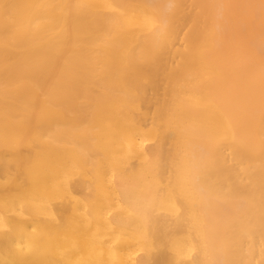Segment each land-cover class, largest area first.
<instances>
[{
    "label": "bare ground",
    "instance_id": "bare-ground-1",
    "mask_svg": "<svg viewBox=\"0 0 264 264\" xmlns=\"http://www.w3.org/2000/svg\"><path fill=\"white\" fill-rule=\"evenodd\" d=\"M116 86L151 87V93L155 86L173 89L171 95L168 91L161 93L171 96L178 106L168 117L177 122L183 155L176 153V160L171 155L168 162L162 145L153 143L146 147V154L136 152L138 156L147 155L148 161L142 157L145 162L136 158V150L131 148L142 146L141 140L134 144L135 134L128 139L135 146L127 141L124 151L131 148L125 153L133 151L130 156L142 165L119 170L123 167L116 163H120V156L116 157V144H112L116 139L113 130L118 127L114 123L105 126L106 130L100 126L104 131H98V135L102 132L99 137L112 139L108 147L113 153L107 147V152L98 157H107L108 152L116 154H109V159L113 157L110 163L105 162L108 157H100L103 164L111 166L108 192L121 199L129 211L127 217L118 212L105 213L110 220L103 222L106 215H101V221L97 216L101 212L89 203L96 212V217L94 213L91 216L86 203L92 200H85L89 211L83 215H88V222L80 211V222L87 224L79 222L80 228L86 232L91 229L92 234L101 231V236L102 229L108 233L130 226L142 233V241L151 244L156 240L153 249L157 252L160 244L174 258L166 260L167 253L162 254L163 259L159 253L153 257L147 252L132 256L128 264H264V0H0V264H55L54 260L60 264L64 260L50 256L49 261L43 256L44 261L40 253L33 252V245L49 233L52 215L74 214L75 202L66 214L64 205L69 203L57 195L77 192V180H82L79 175L84 173L81 165L87 163L88 168L90 162L92 167L89 159L84 162L90 143L80 133L87 131L84 121L88 125V118L99 115L96 101H89V110L95 106L91 112L88 105L86 112L82 109L89 112L86 115L82 111L85 120H81L79 110L75 125L64 129L59 126L47 133L48 145L52 144L49 150L54 141L55 151L61 143L62 150L56 152L63 157L66 150L63 159L71 157V167L65 169L69 173L63 171L64 175L61 170L69 164L61 158L64 166L56 170L50 165L48 171L53 177L47 172L46 179L42 178L36 158L42 133L33 124H37L38 113L44 111L42 104L54 96H72L74 89ZM73 160L80 165L75 167ZM96 160L94 166L96 162L101 164ZM112 165L116 171L112 172ZM75 168L82 174L78 175ZM71 169L77 171V178ZM48 178L55 182L50 179L51 184ZM42 196L48 199L43 201ZM48 200L60 204L51 203L50 207L47 203L51 216L44 209L47 204L43 202ZM43 214H48L50 222ZM189 248L193 251L190 255ZM85 257L75 264L105 261ZM113 258L117 257L106 261L123 264L121 256L115 261ZM126 259L128 262L131 257ZM69 260L62 262L74 264Z\"/></svg>",
    "mask_w": 264,
    "mask_h": 264
},
{
    "label": "rangeland",
    "instance_id": "rangeland-1",
    "mask_svg": "<svg viewBox=\"0 0 264 264\" xmlns=\"http://www.w3.org/2000/svg\"><path fill=\"white\" fill-rule=\"evenodd\" d=\"M157 86H155V89L153 88L154 86L152 87L153 88V92L154 91L155 92L158 91V93L156 92L157 94H155V93L153 94V92L151 93V90H150L151 87L150 88L148 87V89L150 90L151 94L149 93L148 89H147L148 91L145 90V88L144 89H138V88H141V86H139V87L135 86L137 88H135V87H130V88L129 87H127V88L126 87L125 88L121 87V88H119L120 86L119 87L116 86L114 88L113 87H111V88H103V89L102 88H98V89L97 88H92V89L91 88H89V89L88 88H85V89L79 88V89H74V91L76 90V93L72 94V96L71 95H69V97L62 96V95L61 96H56V97L54 96V97H51L49 99H46V101H44L45 102L44 105L42 104L44 111L42 112V110H41L40 111L41 113L40 112L38 113V114H40V116L37 115V117H36V118H38V120L36 119L37 120L36 121L37 124L34 123L35 121H33V124H35V127L37 129L40 128V131H41L40 134L42 133L41 139L43 140V142L41 143L42 140H40L41 144L39 146L37 145L38 147L36 146L38 148V151H37L38 157L36 155L35 156H36V158H38L37 161L40 163L39 164L41 166L40 169H42L41 176H42L43 179H46L47 175L50 174L49 171H48L50 165H53L54 167H56V170L59 169L60 167H58V166L62 165L61 164L62 163V159H63V157L66 156L65 155L66 154V152H65L66 150L62 151V152H64L63 157H61V155H59L60 153L59 154L57 153L58 150H62V148H60L61 147V143H60V147H58V150L56 148L57 152L54 150V147H56L55 143H57L55 141H54V147L52 146L53 148H51V151L49 150V148L51 147L50 145H52V144L48 145L49 138L46 136L47 133H49V135H50L51 133L54 132L52 129H54V128L56 129L59 126H60L59 128L64 129L65 127L66 128L68 126L70 127V125H75V123L79 121L78 118H77L78 121L76 120V118H75L76 114L75 113H78V112L80 113V111L82 113L81 114L82 115L81 120L82 121L85 120L86 115H88V113H89V112H87V114L85 113L86 112V108L88 109V111L91 112L93 110V108L95 107L92 104L94 107L92 108V110H89V106H90L89 105V101H93V102H90V103H94V101H96V103H95L96 106H97L96 110H98V113H99L100 116L98 115L97 117H93L94 119L91 117L90 118L91 120H89V118H88V120H87V124L88 125H86L84 123L85 121L82 123V125L84 127L88 126V128H87V131H84V132L81 130L80 135L83 133L82 135L87 138L86 143L87 144L90 143V144H89L88 147L86 145L85 146L88 148L89 151L91 150L90 152H92V154H91L88 151L89 154L86 153L87 155H84V156L88 157L86 160L84 158V162L85 161L89 162V160H90L92 162V167L90 168V166H91L90 162L88 163V168L86 167L87 163L82 162V163H84L86 165L82 164L81 166H83V167L85 166L87 169H83V167L81 168V166L79 168H81L84 171H82L80 169H76V168L75 169L79 171L78 175L82 174V172H84L82 175H79V176L80 177L82 176V178H81L82 180H80L81 182L82 181L84 182V180L86 182V180H88V182H86L87 184L85 186H84L85 182H84L83 185L81 184V186H84L85 189H82V187L80 185H78L81 182L79 180H77L78 183H76L77 184L76 185V189L77 190L79 189V188H77V186H79L80 189H81V190L79 189L77 192H76V190H74L75 192L72 191L73 189L71 190V188L69 187L70 185H68L69 183L68 184L65 183L70 188V191H72L71 193L73 195L70 193V191H69V193L72 195L71 197L74 198V201H71L72 200L71 197L70 198L68 197V196H70V194H67L68 196L66 195V193H67L66 191H63L61 193V195L59 194L60 196L57 195L61 200L67 202V204L69 203L67 205L68 207H69L70 204H73V202H75L74 205L76 206V211L74 212V214H71V213L67 214L68 209H69V212H70L71 208L70 207L67 208V206L64 205V212L69 216V217L67 216L68 217V219H67L68 222H67V220L63 221L67 217H65L66 215L65 216L62 215V213L65 214L64 212H61V215L64 216L63 217L64 219L62 220V216L58 215L60 213H58V214L56 213L58 215V217H57L56 214H54V216L56 215V217H54L52 215V218L50 219V221L53 224L52 223L49 224L50 221L47 219L48 214H47V216L43 214L44 218L46 217L45 219H47V221H49L48 222V224L50 225V227H49L50 229L48 228L49 229L48 230L49 233L45 232V233H48L47 235H44L46 238L44 237V239L42 241L38 240L37 242H39V243H37V242L35 243L37 246L35 244L33 245V249L35 250V251L32 250L33 252L37 251L38 253L41 254V255L40 254H38V255H40L42 257L43 256H48L47 258L49 259V261H51L50 258H49L50 256H51V259H53V260L54 259H58V260L64 259V260H60L61 261L60 264H63L64 262H62V261L69 260V258L70 259L72 258L71 259L72 261L69 260L68 262H70V263L73 262L75 264L76 263L75 260L81 261L80 257L82 259V257H84V256H86L85 258L93 257V261H94L95 258H97V259L99 258V259H102V261L103 260L106 261V259L109 260V258H112V257H117L118 258V256L119 257L121 256V259L120 258L119 259L121 260V262L123 261V264L130 263L133 260V258L135 257L136 254L138 256H141L142 254H144V253L146 254L147 252H149L150 254L153 255V257L157 256L156 254H158L159 252H157V249H153L154 245L156 244L157 241L156 240H155V242L152 241L151 244H150V242L146 243V242L142 241L141 240L142 233L138 232L133 227L129 226L127 229H123V230L122 229L115 230V231L111 230V232H108V233L104 232V230H106V229H102L103 233H101V236H100L99 233L101 231L100 232L98 231L99 232L98 234H92L93 232L89 233V231H92L91 229L86 232L87 229L85 230V229L82 228L83 230H85V232L82 231L83 233H81L80 231L82 229L78 225L79 222H80V211H81L82 215L84 213L88 214V211L90 210L89 208H91V210H92V212H89L90 215H91V213L92 214L94 213L93 215H95L96 212L93 211L95 208H96L95 211L98 210V212H101V214L97 213V216L99 215L98 217H100L103 213L104 214L106 213L107 215H109V214L111 215V213L113 214V213H117V212L119 214L127 217V214H128L127 212L129 210L126 207V205H124V202H122L121 199L119 200L118 198L116 200L114 196H111V194H110L111 192L110 193L108 192L109 191L108 186L110 187V184L108 183L109 182L108 178L111 176V174H110V172H111V170H110L111 168L110 167L111 166L109 164H103L104 161H102V160L107 158L109 156V154L112 155L113 157H115V155L118 153V155L116 157L118 158L120 156V158H119L120 159V163H118V162H116V163L119 164L120 167H123V168H118L119 170L120 169L121 170H125L126 168H124V167H127V166L130 167V165H132L133 167L138 165L139 162L137 161L138 159H136V158H138V157L146 158L147 155H145V157L143 156L144 154H146V150L145 149H146V147H149L153 143L154 144H158L159 143V144L162 145V149L164 151V154H166L165 156H168V157H166L167 161L170 159L169 156H171V155H172L171 158H174V160H176V153H178L180 155H183L182 148L180 147L181 146V142H180V139H179V136H178L177 122L175 123L174 120H171L168 117V116H170L169 112L170 111H175V109L178 107L177 105H175L172 102L171 96H169V95H171V92L173 91V89L169 88V87H163V90H162V87L160 89V87L158 88ZM156 87H157V89H156ZM164 88H166V90H164ZM162 91H164V93L166 91H168L169 95L161 93ZM84 102H86V104H84ZM86 105H88V106L85 108ZM52 107L55 109V110L53 109V112L56 111V113H53V112L50 111V108H52ZM82 109H84L85 112ZM99 110L101 111V113H100ZM82 111L86 115H84V113ZM109 113L111 115H109ZM101 114H106L105 116L106 117L110 116L111 119H107L106 117L101 116ZM40 117H41V120H40ZM76 117H77V115H76ZM87 117H89V116H87ZM96 118H98V119H96ZM110 123H114V125L116 124V127H118V130H113V129H116L115 126L112 129L114 132L116 131L115 132V134H116L115 135L116 143H114L115 142L114 139L113 140L111 139L112 142H113L112 144L113 145L116 144V147H114L115 145L112 146V147L115 148L114 151L112 150V148L110 150V148L108 147L109 146V141L111 143V140H110L109 137L108 138L106 137V139H103L102 136H100L102 139H100V137H99V135H101V133L104 131V130L102 131L101 129L99 130V128H102L100 126H103V128L105 129V126L107 127V125L110 124ZM36 125H38L39 127H37ZM54 126H56V127H54ZM109 127H112V126L110 125ZM132 127H133V129L135 128V131L133 130L131 132L132 129H130V128H132ZM128 128H129L130 131L128 130ZM107 129H110V128H107ZM51 131H53V132H51ZM98 131L99 132L102 131V132L98 135V133H99ZM110 131H111V129H110ZM110 131H108V132L110 133ZM139 132H141V134ZM103 135H104V133H103ZM105 135H107V134H105ZM133 135L137 136L135 138V140H134L136 143H134V144L137 146V144H138L137 141L140 142V140H141L142 143L140 145H142V146H140L141 147L140 148V147H138L139 146V144H138V146H137L138 150H137V148H135V147L133 148V146H132L131 147L132 150L133 151L136 150L135 153L138 152L139 150L143 151V153H144V154H140V156H138L139 153L138 154L137 153L134 154V155H137L136 158H133L134 156L133 157L130 156L132 153H134L133 151H132V153L130 155H128L127 153L130 152L131 148H130V150H129V148H127V151H124V145H123V144L126 145L127 141L129 142L128 139H130L131 136H133ZM108 136H109V134H108ZM135 136H133V137H135ZM44 137H47V140ZM113 137H114V135H113ZM82 140L84 141L83 137H82ZM49 142H50V140H49ZM51 143H53V141ZM84 143H85V141H84ZM129 143L132 144L133 142L131 143V141H130ZM112 144H110V145H112ZM130 144H128V145H130ZM134 144H132V145H134ZM57 146H59V144ZM107 147H108V150L111 151V153L114 152L116 154L114 155V154H111V153L108 152V156L107 157H105V156L101 157L100 156L101 159L103 158L101 160L100 157H98V155H99V153L106 151ZM122 147H123V152H122ZM87 148H85V152H87ZM116 148H118L119 150L116 151ZM142 148H143V150H142ZM35 150H36V148H35ZM125 152H127V153H125ZM35 154H36V152H35ZM101 154H104V153H101ZM164 154H163V156H164ZM68 155L69 154H68V151H67V156ZM105 155H106V153H105ZM95 156H97L98 158L95 157ZM81 157H83V156H81ZM113 157L111 159H113ZM68 158H66L67 160L63 159V162L65 163V161H67L66 163H68L69 162ZM93 158L101 160V164H97V162H96V164L94 166L93 164L97 160L95 159V161H94ZM109 158L110 157H108L107 159H109ZM143 158H142V160H144ZM72 159L76 160V158H72ZM111 159H109L110 161L107 160L105 162L110 163ZM114 159L117 160L116 158H114ZM74 160H73L72 164L74 163ZM99 160H98V162H100ZM142 160H140L141 163H142ZM37 161H36V168H37V164H38ZM136 161H137V163H136ZM147 161H148V159H147ZM133 163H134V165H133ZM170 163H171V161H170ZM68 164L70 165V163H68ZM74 164L76 165V166L73 165L75 167H78L80 165V164H78V166H77L76 163H74ZM69 165L67 166L65 164V168L62 169L61 172L64 173L63 171L66 168L68 169L69 167H71V165L70 166ZM96 165H100V167H96ZM106 165H107V167H106ZM141 165H138V166H141ZM53 166L51 168H54ZM62 166H64V165H62ZM108 167L110 168L109 169L110 172L108 171ZM112 167H113V165H112ZM115 167H118V166H115ZM129 167H127V169H130ZM113 168H112V172H113V170L116 171V168H114V169ZM68 170H70V168ZM71 170H73V169H71ZM52 171L54 172L55 170H52ZM67 171H66V174H67ZM53 172H51V173H53ZM57 172L61 173L60 170L57 171ZM76 172L77 171H75V173H74V170H73L70 173H74L75 174L74 176H76ZM37 173H40V171L39 172L37 171ZM68 173H69V171H68ZM54 174H55V172L53 173V175ZM95 174H97V175H95ZM109 174H110V176H109ZM50 175L52 176V174H50ZM58 175H62V174H58ZM64 175H65V173H64ZM94 176H97L96 177L97 179ZM80 177H78V178H80ZM38 178L42 179L40 177H38ZM76 178H77V176H76ZM83 178H84V180H83ZM50 179H52V181H54L53 178H50ZM50 179L48 178V181H50ZM55 180H57V179H55ZM52 181H50L51 184H52ZM63 181H66V180H63ZM46 182H47V180H45V183ZM66 182H68V181H66ZM45 183H44V185H45ZM60 183H63V182L60 181ZM41 184L43 185V183H41ZM51 184H50V186H51ZM67 185L63 186V188H66ZM162 186H163V184H162ZM59 187H62V186H59ZM39 188H42V187H39ZM58 188H56V189H58ZM63 188H62V190H65ZM74 189H75V187H74ZM88 189L91 190V191H94L93 193L91 191H88V192H91L92 195L94 194L93 196L90 193L88 194V192H87ZM38 192L40 193L41 191H38ZM56 192L57 191H55V193ZM58 192H59V190H58ZM85 192H87V194ZM52 193H54V192H51V194ZM54 196L55 195L53 194L52 199H54L53 198ZM38 197H40V196H38ZM43 198H45V197H43ZM50 198H51V196H50ZM41 199L39 198L38 200L41 201ZM47 199L45 198V200H43V199L42 200L46 201ZM52 199H50V200H52ZM55 199L61 201L58 198H55ZM85 200H87V202H88V200H92V201H89L88 203H86ZM54 201L49 202V200H48L47 202H43V203L47 204L49 202L50 207H51V203H52V206L53 205L55 206V205L65 204V202L63 203L62 201H61L60 204L59 203L55 204L57 201L56 202H54ZM83 202H85L86 205L91 203V205L92 204L95 205V206L92 205L95 208H92V206L89 204L88 205L89 207H87L89 210H87V208L85 207L86 205ZM81 203H83L82 206H81ZM46 204H43V205L45 206ZM49 205L48 204L46 205L47 209L49 208L48 207ZM80 207H82V208H80ZM83 207H85V208H83ZM41 209H42V211H44V209L46 210V212L48 211L50 213L49 216H51V212L52 211H50V209L47 210L45 207H44V209L43 208H41ZM80 209H83V210H80ZM84 209H86V210H84ZM65 210H67V211H65ZM73 210H74V207H73ZM176 210H178V209L176 208ZM85 211H87V212H85ZM46 212H45V214H46ZM42 213H44V212H42ZM39 214H41V212H39ZM87 214L83 215V216L86 217V216H88ZM105 215H102V216H105ZM107 215H106V217H103V222L105 220H107L105 222H108V220H110L109 217H111V216H108L109 219H107ZM83 216H81V217L85 218ZM102 216L100 218L101 221H102ZM95 217H96V215H95ZM98 217L96 218V220L99 219ZM41 218H42V216H41ZM87 218L88 217H86L85 220H87ZM41 220L42 219H40V221ZM97 221H99V220H97ZM57 222H60L62 224L56 225ZM86 222H88V220ZM91 222H93V220ZM83 223L84 222H82L81 224H83ZM85 223H84V225H85ZM89 223H90V221H89ZM95 223H97V222H95ZM101 224L102 223H100V225ZM84 225H82V226H84ZM91 225H94V224H91ZM90 227H93L92 228L93 230L96 229V227H94V226H90ZM156 247H158V248L160 247L159 248L160 250H158V251H160L161 254L159 253L158 255L163 258L162 254L163 253H167L166 251H168V250L167 249L163 250L164 246L161 247L160 244H159V246H156ZM139 248H142V249L139 250ZM187 249L188 248H186L184 250L186 251ZM191 251H192V249H190L189 252L187 251L189 253V255H190ZM187 252H185L184 255ZM186 255L188 256V254H186ZM40 256H38V257H40ZM132 256H134V257H132ZM187 256L185 258L189 257V256L188 257ZM130 257H131V259L130 260L128 259V262H126L125 261V260H127L126 258H130ZM170 257H172V256L168 255V253H167L166 260H171L173 258V257L172 258H170ZM43 258H44V261H45L46 257H43ZM43 258H39V260L43 261ZM122 258H123V260H122ZM149 258L152 259V256L150 255ZM48 259H46V260H48ZM87 259H85V260H87ZM99 259H98V261H99ZM53 260H52V262H53ZM115 260L113 258V261H115ZM120 260H119V262H120ZM78 261H77V263H78ZM87 261L89 262V260H87ZM105 261H103L104 264L106 262H109V261H106V262ZM124 261H125V263H124ZM54 262H55V264H58L56 262H59V261H57V260L55 261L54 260ZM90 262L93 264L92 261H90ZM110 262L112 263L111 260H110ZM110 262H109V264H111ZM119 262H117V263H119ZM65 264H67V263L65 262ZM86 264H87V262H86ZM112 264H114V263H112Z\"/></svg>",
    "mask_w": 264,
    "mask_h": 264
}]
</instances>
